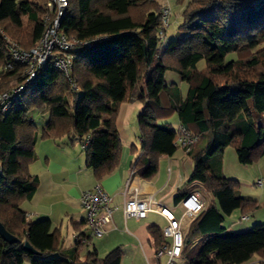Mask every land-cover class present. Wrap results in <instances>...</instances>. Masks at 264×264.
Returning <instances> with one entry per match:
<instances>
[{
	"label": "trees",
	"instance_id": "obj_1",
	"mask_svg": "<svg viewBox=\"0 0 264 264\" xmlns=\"http://www.w3.org/2000/svg\"><path fill=\"white\" fill-rule=\"evenodd\" d=\"M47 1L0 0L4 35L24 49L33 46L43 29L40 13L45 14ZM160 9L156 0H67L61 30L79 39L105 38L72 53L76 90L47 63L21 99L0 115V223L18 239L8 243L0 238V264H119V247L103 258L87 252L80 260L77 251L87 245L89 234L75 235L74 246L64 250L50 220H29L20 203L37 186L28 165L39 137L67 136L81 143L87 138L85 164L94 175L99 178L115 168L121 147L115 125L118 108L140 81L137 97L144 105L137 125L144 154L135 165L136 174L154 175L158 157L178 148L176 131L167 122H157L175 113L177 128L197 138L183 149L192 170L174 200L196 187L211 196L183 234L181 264H241L253 255L264 260V224L236 233L223 226L224 215L239 209L248 216L256 201L236 193L238 181L222 172V152L229 145L240 164L264 156V0H188L178 28L189 34L162 47ZM201 60L204 65L199 67ZM9 61L0 33L1 88L22 79L17 63L5 68ZM167 71L187 85L185 95L178 83L166 84ZM33 109L47 114L40 132L30 115ZM150 233L156 247L164 243L158 227ZM23 241L38 255L26 252Z\"/></svg>",
	"mask_w": 264,
	"mask_h": 264
},
{
	"label": "crops",
	"instance_id": "obj_2",
	"mask_svg": "<svg viewBox=\"0 0 264 264\" xmlns=\"http://www.w3.org/2000/svg\"><path fill=\"white\" fill-rule=\"evenodd\" d=\"M177 83L181 90L184 83L180 78ZM143 105V101L137 97V94H133L119 105L115 120L116 129L121 139L118 163L111 172L99 178L94 175L91 168L86 166L85 152L78 138L39 137L34 143V159L28 165V171L37 177L38 182L32 196L23 200L20 207L31 221L48 218L51 230L62 237L64 250L74 246L75 235L89 234L84 223V212L80 207L81 193L99 184L110 197V206L113 209L111 221L101 237H90L87 245L78 249L77 256L80 260L86 257L87 252H94L97 258H103L108 252L119 247L121 251L119 264L165 263L164 256L159 258L154 256L156 244L150 229L156 226L161 232L167 224L166 219L154 211H150L138 219L125 218L122 210L126 197L124 190L128 181L132 180L131 187L138 188L140 196L151 195L155 200L169 207L175 217H179L182 206L180 200L178 202L174 200V196L188 179L192 170V161L186 152L178 147L182 152L180 155L177 154L176 149L172 155L163 154L158 157L157 171L154 175L144 178L136 174L135 165L144 154L140 148V133L137 125V115ZM134 111L136 113L135 121L131 120V114ZM172 121L179 124L176 116ZM43 125L41 126L43 127ZM42 127L37 126L38 132ZM227 148L225 147L222 152V172L225 176L227 175V170L224 167ZM227 154L230 155L229 152ZM257 164L264 167V156L258 159ZM260 182L263 183L261 180ZM254 183L255 181H253V185ZM246 188L251 190L253 187L246 186ZM253 193L247 196L253 197ZM238 194L241 196L239 192ZM258 197L260 196L258 195ZM205 198L207 204L208 198ZM233 212L234 210L229 215L234 214ZM239 215L242 218V214ZM247 217L249 218V215ZM161 221L164 222L163 227H161ZM231 222L229 225L237 226L236 230L246 226L241 222L235 223L234 220ZM229 225L223 226L227 230H231ZM188 226L189 224L182 227L183 234ZM68 233L71 238L69 241L67 240ZM162 240V242H168L169 239L162 236ZM261 261L264 260L258 255H253L241 264H259Z\"/></svg>",
	"mask_w": 264,
	"mask_h": 264
},
{
	"label": "built area",
	"instance_id": "obj_3",
	"mask_svg": "<svg viewBox=\"0 0 264 264\" xmlns=\"http://www.w3.org/2000/svg\"><path fill=\"white\" fill-rule=\"evenodd\" d=\"M67 0H48L46 12L43 18L42 32L33 46L24 49L19 44L3 34L5 46L8 50L10 61L6 69H11L15 63L22 67V79L19 82H10L5 88L0 87V115L9 111L23 96L27 86L35 78L36 73L47 63L58 69L68 80L72 90L77 89V83L71 75L72 53L80 48L89 47L94 41L101 40L105 36H95L88 39H79L76 36L66 35L60 27L61 19L66 11ZM171 10L167 4H162L160 9V23L158 35L164 37V32L170 24ZM197 136L191 135L179 126L175 133V143L178 147L188 150L195 142ZM87 138L83 139L82 147L87 144ZM1 167V166H0ZM1 173V168H0ZM260 184L261 182L258 181ZM132 180L126 184V195L122 210L125 218H142L148 212L159 213L167 221L162 228V236L169 239L157 246L154 256L166 258L164 264H180L182 261V227L190 224L206 205L205 192L202 188H195L180 199L182 212L175 217L171 209L151 195L140 196L139 189L131 187ZM80 207L84 212V223L90 237H101L107 225L111 221L112 207L110 197L99 184L83 191L80 195ZM247 215L242 219H247Z\"/></svg>",
	"mask_w": 264,
	"mask_h": 264
},
{
	"label": "rangeland",
	"instance_id": "obj_4",
	"mask_svg": "<svg viewBox=\"0 0 264 264\" xmlns=\"http://www.w3.org/2000/svg\"><path fill=\"white\" fill-rule=\"evenodd\" d=\"M159 5L161 6L162 4H167L170 7L171 10V15H170V24L167 27L166 30V34L164 36L163 39L160 40L159 43V47L164 46V44L173 38L176 39H182L184 38L186 35H188L189 33L183 29H179L178 25L181 22V13L186 5V3L188 2V0H156ZM47 12H45L46 14ZM44 13H40V17H44L45 15ZM28 22L26 20V18H24V27H28ZM0 33L3 35L5 34L3 30L0 29ZM161 50V48H160ZM204 65V61L201 60L198 62V66L201 67ZM165 81L166 84H170L172 82H179V78L177 76L176 73L172 72V71H167L165 74ZM140 84H142V82H138L136 84V86L133 88L132 90V94H137L139 92V88H140ZM186 89H187V85L184 83L183 86L181 87L182 93L183 95H185L186 93ZM132 113V112H131ZM30 115L32 117V119L34 120L35 124L40 128L42 127L41 125H43L45 123V121L47 120V114H39V112L37 110H31L30 111ZM135 116L136 113L135 111L131 114V120L135 121ZM130 117V116H129ZM175 118V113H169L168 116H166L165 118L162 117L160 119H158V123H165L167 122L168 124H170L171 128L173 130H177V123L176 121H172V119L174 120ZM169 119V120H168ZM228 150L226 152V156H225V164L224 167L226 168V172H227V177L228 178H233L235 180L238 181V185H237V189H236V193H240L241 196L243 197H247V198H251L253 200H255L256 202V206L252 207L249 209L248 211V215H249V220H242L240 214V210L239 209H234V214L231 215H224V221H223V225H229V222L234 220L235 223H239L241 222L242 224L246 225L244 226L242 229L236 230L238 227L237 226H230L231 231L236 233V232H243V231H247L250 230L255 224H264V167L263 166H259V164H257V161H253L251 163L248 164H240L237 160L236 157V153H235V149L233 146L229 145L227 146ZM230 153V155L228 156L227 153ZM182 152L180 149L177 148V154L180 155ZM233 153V154H232ZM231 158V159H230ZM233 158V159H232ZM260 179L263 183L260 185L258 183V180ZM253 181H255L254 185H253ZM246 186L248 187H253L251 190H248L246 188ZM262 187V188H261ZM205 192V191H204ZM252 192H254L252 195L253 197H248L250 194H252ZM246 195V196H245ZM248 195V196H247ZM258 195L260 197H258ZM205 197H207L208 199H211V196L209 193H206ZM172 203V200H170ZM231 222V223H232ZM161 227L164 226V222L161 221ZM70 238V233H68L67 236V240L69 241ZM23 264H29L28 262H24Z\"/></svg>",
	"mask_w": 264,
	"mask_h": 264
},
{
	"label": "water",
	"instance_id": "obj_5",
	"mask_svg": "<svg viewBox=\"0 0 264 264\" xmlns=\"http://www.w3.org/2000/svg\"><path fill=\"white\" fill-rule=\"evenodd\" d=\"M0 238L8 243H13L18 240L15 236L7 232L1 223H0ZM22 248L28 253L38 255V252L35 249H33L32 246L27 241H23Z\"/></svg>",
	"mask_w": 264,
	"mask_h": 264
}]
</instances>
